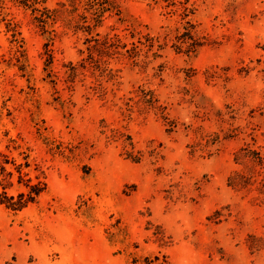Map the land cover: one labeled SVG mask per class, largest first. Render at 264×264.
<instances>
[{
    "label": "rangeland",
    "instance_id": "1",
    "mask_svg": "<svg viewBox=\"0 0 264 264\" xmlns=\"http://www.w3.org/2000/svg\"><path fill=\"white\" fill-rule=\"evenodd\" d=\"M26 1L0 0V264H264V0Z\"/></svg>",
    "mask_w": 264,
    "mask_h": 264
},
{
    "label": "trees",
    "instance_id": "2",
    "mask_svg": "<svg viewBox=\"0 0 264 264\" xmlns=\"http://www.w3.org/2000/svg\"><path fill=\"white\" fill-rule=\"evenodd\" d=\"M17 2L20 4H24V5L27 4L26 0H17ZM71 4H73V5L78 4L77 0H71ZM63 6H66V4H63ZM71 11H75V10L73 9ZM61 14H62V11L60 9H55L54 11H49L47 9V12H43L44 17L41 18L42 26L44 27V25L47 24V22H49L51 19H57ZM40 191L41 190H38L37 194H39ZM34 199H35V197H31L30 199L25 200V202L19 201V202L13 203L12 205L14 208H22L23 206L26 205V203H28L29 201H33ZM15 206H17V207H15Z\"/></svg>",
    "mask_w": 264,
    "mask_h": 264
}]
</instances>
